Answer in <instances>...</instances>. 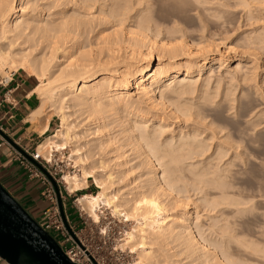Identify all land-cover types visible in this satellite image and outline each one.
Masks as SVG:
<instances>
[{
	"label": "bare ground",
	"instance_id": "bare-ground-1",
	"mask_svg": "<svg viewBox=\"0 0 264 264\" xmlns=\"http://www.w3.org/2000/svg\"><path fill=\"white\" fill-rule=\"evenodd\" d=\"M151 1L155 4L158 0H0V73L3 67L13 63L14 70L5 72L3 76L6 82L16 69L28 72L40 82L36 91L41 105L29 117V121L33 122L50 107H53L59 116L60 126L56 133L38 146L39 156L49 159L53 150H63L66 139L72 138L71 134L75 135L78 117L85 116L87 122L95 124L92 133L98 135L95 144L86 148L85 156L78 159L76 157L78 163H84L89 159L91 163L80 166L78 175L72 177L66 175L63 180L73 194L81 190L85 179L92 178L99 193L97 196L79 198L77 203L82 210L94 223L99 220L97 212L103 208L125 223L132 222L133 225L131 223L132 226L125 233L124 244L136 248L140 263L166 264V260L155 254L157 249L155 253L152 249H148L150 251L147 252L146 245L163 243L164 246L167 238L170 240V236L173 235L174 228L169 227V222H166L169 218L167 209L170 205L164 203L162 198L171 194L170 189L176 184L174 182L172 184L167 175L173 180L176 179L177 183L180 180L179 176H183L196 184L203 183L205 176L212 175L216 178L210 180V183L214 182L217 187L221 182L224 184L229 177L231 173L229 166L233 164V159L243 157L245 154L239 152L233 155L231 152L234 150L237 153L235 151L237 147L230 134L226 133L220 137L223 130L216 132L212 127L213 122L207 123L204 114L209 107L211 108L212 100L218 96L220 83L216 82L212 95L210 94L212 91L208 92L209 75L200 84L198 81L206 69L211 74L212 66L207 68V65L217 63L221 67L225 64L222 62V56L210 59L207 58L208 55L203 54L207 47L192 49L183 40L185 35L183 26L186 25L184 19L178 18V15L174 16L171 22H167L159 14L154 16ZM210 1L215 2V0L191 1L193 2L191 10L197 17L195 22L197 21L202 32L206 27L208 18L206 14L213 11L210 5H217V2L210 4ZM259 1L260 6L257 10L264 6V1ZM207 5L210 8H207ZM229 6L230 4L227 7L230 8ZM257 12L258 15L261 14V10ZM249 16L246 14L245 19L249 18L250 21L264 19L262 15L263 19L260 16L252 19L255 15L250 19ZM262 33L264 34L263 31ZM253 38H249V41L256 40L257 37ZM258 41L251 42H261ZM240 64L239 60L233 68L235 70L231 72L237 70L242 72L244 67L241 68ZM238 71L236 73L238 76H235L241 82L250 80L248 73L251 70H244L245 72H240V75ZM133 86L134 92L130 90ZM193 95H196V99L189 97ZM227 96L224 94L223 98L226 99ZM112 125L117 130L111 133L108 127ZM172 125L176 126L177 131L171 130ZM125 148L140 161L138 168L145 170L149 177L147 184L133 189L131 198H122L120 193L113 189L114 175L128 178L129 174L136 172L134 168L127 167L130 163L126 161L127 158L116 164L119 169H110L106 166L112 157L110 155H114L116 161L124 158ZM95 156L97 160H92ZM226 157L230 160L229 166L224 162L223 165L226 164L227 167L221 168L217 165L212 171L210 167L212 162H222ZM187 159L201 160L202 168L196 170V166H193L194 160L192 165H188L191 168L188 169L189 174L185 173L179 165ZM154 163L162 169L161 176H158ZM197 163L195 161V165ZM166 188L169 192L168 189L165 190ZM219 194L221 201L215 200L214 206L224 204L229 208L238 204L228 197L232 193L220 189ZM180 220L181 224L185 222V218ZM229 222L225 221V229L232 231L234 227ZM220 232L224 234L227 230L224 232L220 229ZM200 234L198 232L195 234L190 225H185L175 238H179V242L182 240L185 251L191 255L195 254L198 259H202V263L206 261L211 264H243L244 256L249 259L253 256L257 258L260 253L264 261V246L254 248L252 243L251 248L247 242H237L243 248L240 250L243 253L238 252L243 254L241 259L240 254L237 256V249L234 254L227 251L218 252L215 244L204 245ZM229 234L227 233L230 240L233 234L231 236ZM259 234L253 239L256 245L264 244L263 230ZM254 259L252 258V261ZM256 260L258 261V258ZM259 260L262 263V260Z\"/></svg>",
	"mask_w": 264,
	"mask_h": 264
},
{
	"label": "rangeland",
	"instance_id": "rangeland-1",
	"mask_svg": "<svg viewBox=\"0 0 264 264\" xmlns=\"http://www.w3.org/2000/svg\"><path fill=\"white\" fill-rule=\"evenodd\" d=\"M175 1L158 0L156 1L157 3L154 1L155 4H153V1H151L152 11H153L152 14L154 16L159 14V16L164 18L167 22L168 21L171 22L174 16L177 17L179 15L178 18H181L182 20L184 19V22H186V25L183 26L185 29V35L183 40L188 45H190L192 49L195 48L201 49L203 47H207L206 48L207 51H205V53L203 54L204 56L208 55L207 58L210 59L218 58L219 57L218 55L222 56L221 57L222 62L224 61L225 64L222 65L221 67L217 63H214L212 65H207V68L212 66L210 70L211 74H209V71H207L206 69L201 73V80L198 81V84H200V82H202V80H204L206 76L209 75L210 81H209L208 92L212 91L213 93L210 92V94L212 95L215 92L214 87L216 86V82L219 81L220 83V87H218V94H217L218 96L212 100L213 101L211 103L212 105L209 103V105H211V108L209 107L208 108L209 110H206L204 114H206L205 117L207 123L213 122L212 127L216 130V132L223 130L221 131L222 133L219 135L220 137H222L226 133L230 134L234 144L237 147V149L235 150L237 151V153L234 152V150L231 153L235 155L241 152L244 153L246 156L244 155L243 157L239 156L236 157V159L234 158L233 164L231 166H229V162H228L230 161L228 160L229 156L225 158L226 161L224 159H223L224 161L219 163L217 161L216 162L214 161L210 165L212 171L213 169L215 170V166L217 165H220L218 167L221 168L222 166L224 168L227 167L228 165L231 169V173L229 177L226 178L227 180L224 182V184H222L221 182L220 183L221 185L219 186L217 185V187H219L221 190L223 189L224 191H228L232 193V195L228 197L231 198V200L238 203L237 205H234L232 207L230 206L229 207L230 209L227 208L228 206L225 207L224 204H220L217 207L214 206L213 204L217 200L219 202L221 201V196L219 194L220 189L215 187L216 184L214 182L210 183V180L213 181L214 180L213 178L216 177H213L212 175H207V177L205 176L204 178L205 183L203 182L201 184H196L193 180L190 179L187 180L185 177L183 178V176H179L180 180L178 179L179 181L177 183L176 179L173 180L170 175H167L169 180H172L171 181L172 184L174 183L176 185L178 184L177 186L175 185V187L173 186L174 188L170 189V192L168 188L165 189V190L168 189L167 191L171 193L168 194V192L166 191V194H168V196L171 197L172 195L174 196L172 197V200H170L171 197L168 196H166L167 198L166 197L162 198V201L164 203H166L168 206L170 205L169 206L170 208L166 207L169 208L167 209L169 210L168 211L169 218L167 219L166 222L167 223L169 222L170 225L169 227L174 228L173 235L170 236V240L169 238H167V241H165L164 246H162L163 243L160 245H153V246L151 244H150L151 246L147 244L148 246L146 245V250L152 249V251L155 253L157 249L155 254L156 255L158 254L157 256H159L162 260H166L167 261L166 264H203V263L211 264L210 262L206 263V261L202 263V259H198L195 254L191 255L188 251L186 252L185 246L181 242L182 240L179 242L180 239L179 238L176 239L178 237L177 235L179 234V232L182 231L183 226L190 225V227L193 228L195 234L197 232L198 234L201 233L200 236L204 240V245L207 244L206 246H208V244H215L217 245L216 248L218 252L227 251L228 253L230 252L234 254L237 253L238 256L240 254V253L238 254V252H241L240 250H242L243 248L237 242H244V243L247 242L246 244L251 246V248H253V244H254V248H260V247L262 248L264 246V244L261 243L256 245L253 240L254 237L260 235L259 233H262V230L264 232V78H263L264 77V41H263L264 37L262 38V35L264 36V34L262 33V31L264 32L263 30L264 19L262 18L264 16V12L262 11L264 10L263 9L264 6L258 9L259 11L261 10L260 12L261 14L258 15L259 12L256 13V11H258L257 7L259 8L260 6V1L258 2V0L255 1L245 0L246 2L240 0V2L242 1L241 3L239 2V0H231V1L215 0V2H217L216 5L217 9L216 6L210 5L211 7L210 8L209 5H207V8L209 7L213 11H211L210 13L208 11V15L206 14V17L207 16L208 18L211 17V19L208 20V18H206V25H205L206 27L202 32L198 27L199 25L197 21L195 22V20H197V17H195L196 16L195 12L191 10L192 9L191 3H193L191 2L192 0H183L180 3L178 2L180 0H175ZM210 2H211L210 4H212L214 1L213 2L210 1ZM184 3L187 5L185 6ZM228 4H230L231 6V7L229 6L230 8L227 7ZM246 8L248 9V11ZM250 11H252L253 14H251L252 12ZM246 14L247 17L249 15H253V16L255 15L254 17L251 16L253 17L252 19H255L259 16L261 17L262 15L261 18L263 20L250 21L249 18L245 19ZM223 22H225V24L227 22L228 23L225 25ZM253 37L259 38L261 42H259L260 40L257 38L256 40L257 41L259 40L258 41L259 43L251 42V41H256ZM249 38L250 39L253 38L254 40L249 41ZM214 40L216 42H213ZM250 43L252 46L250 45ZM244 52H246L247 54ZM239 60L241 62L240 67L241 68L244 67L242 69V72L244 70L246 71L251 70L248 73L250 80L241 82L239 78L236 77L238 76V74H236L238 70L234 71V73L231 72V70H235L233 68L235 67V64H237ZM10 64L8 65L9 67L6 65L7 67L5 66V68L4 67L2 68L3 70L0 73V83L2 82L4 83L6 81V78L5 77H4L5 79L3 78L5 72L9 73L14 70L13 63L11 64L12 66ZM252 68H254L255 70ZM194 79H196V77H194ZM130 90L134 92V86L130 88ZM224 94L228 95L226 99L223 98ZM189 97H191L192 99H196L195 98L196 95ZM219 103L220 105H217ZM47 108H49V106ZM45 115L51 116V121L53 123L52 129L50 132L45 134L41 139H39V142L34 146L24 147L22 144H17L13 141H11L12 142L11 144L2 135L0 136L1 138L0 143L2 142L8 145L9 148L12 150V152L18 153L19 152L18 149H21L22 151L26 152L25 153L26 155L29 154L38 155L37 153L38 146L41 143L45 142L47 138H49L54 133H56V130L60 126L59 116H57L58 114L54 111L53 107L46 109ZM84 118L85 116H80L77 118L76 121L78 125L77 128L74 129L75 135L71 134L72 138L70 137L66 139L67 142L65 141V145H64L65 148L60 151L53 150V152L50 153L49 159L44 158L41 154H40L41 156L38 155V157H40L39 164L42 168H44V170L43 169L42 170L44 172L46 171V173H48L56 182L58 191L60 192L63 198L62 203L64 205L66 214L70 217V220L73 219L72 223L75 226L74 230L77 233V238L80 239V241H82L84 245H86L89 248V251L93 253V255L95 256L94 258L96 260H98L103 264H146V262L145 263L139 262L136 253L137 251L135 250L136 248L133 249L130 247V245L124 244L125 243L124 236L126 235L125 233H127L130 227L133 225L132 222L125 223L123 222V220H121V218L113 217L107 209L103 208L100 211L97 210L98 211L97 215L99 217V220L97 223H94L93 220L90 218V216L86 214V212L83 211L82 208L77 203V200L83 196H97L99 192L93 183V179L92 178L85 179V181L83 182L84 183L83 186L80 188L81 190L73 194L70 193L68 189V185L63 180L64 176L66 175H69L71 177L75 174L78 175V171L81 168L80 166L91 163L90 159L84 161V163H78V161H76L78 157L85 156L87 150L86 148L90 147V145H93V143L95 144L96 139L98 138L97 134H96L97 136L92 134L93 131L95 130L94 128L95 124H91L90 122H87V119L85 120ZM170 128L171 130L175 129V131H177L176 126L174 125L170 126ZM108 130L109 132L112 133L116 131L117 128H115V126L112 125L108 127ZM245 149L246 151H244ZM128 150L125 148L126 153L124 158L117 159L118 161H116L114 155H110L112 157L109 158L110 160L106 163V166L108 168L117 169L118 167L116 164L122 162L123 159L125 161V159L127 158L126 161L130 162L128 163L127 167L129 168L132 167L134 168V170H136V172L134 171L135 173L134 172L131 173L132 175L129 174L128 178L120 175H117V177L116 175H114V177L112 178L113 181L115 182V183L113 182L114 185L113 189L116 192L118 191V194L120 193L119 195L122 198L124 197L131 198L133 189L137 188L138 186L140 187L147 184L149 180V177H147L148 175H146L145 170L138 168L140 161L135 159V157ZM233 155L231 154V156ZM92 160H97V156H95ZM194 160L196 161V163L197 161H199L200 163H197L195 165ZM194 160L190 161L187 159L183 161V163L181 162L179 167L182 166L181 169H184L185 173L189 174L188 169H191L189 166L192 165V162L194 161L193 166H196L197 168L196 170H200V168H202L203 163L199 159H194ZM189 161L191 162V164ZM224 162H226L227 165L224 164L225 165L224 166L223 165ZM12 163H13L12 165L16 169L15 171L17 172V175L23 174V170H21L18 167V165L13 161ZM113 166H115V168ZM155 166L157 167L158 176H161L160 174H162L161 171L162 169L161 168L159 169L157 163ZM210 171L211 170H209V172ZM137 175L139 176L137 177ZM190 176L191 175H189V177ZM24 178L25 180H28L26 179L25 176ZM25 180H23L24 183L26 182ZM201 186L203 188H201ZM197 187L199 188V190ZM127 191H129L131 194L129 195V192ZM169 201L170 202L172 201L171 204H169L170 203ZM209 203H211V205ZM179 218L180 219L185 218V222L181 224V220ZM35 220L38 224H41L42 222L40 217H37ZM225 221L226 223L230 221L229 223L233 224L234 230L231 231V229H229L228 231V228L225 229L226 227ZM220 229L221 231L223 230L224 232L227 230L228 234L231 233L229 234L230 236L233 234L231 236L232 238L229 240L227 233L225 232L224 234H221ZM250 240L253 241L250 242ZM155 246H157V248H155ZM209 248L212 249V247ZM235 249H237L238 251H236ZM158 250H160V252H158ZM149 251L150 250H148L147 252ZM239 256H241V259L243 258L242 257L243 254H240ZM261 256H262L261 253L259 254V256H257L258 261L256 260L257 259L256 256L250 257L251 260L249 258H246V256H244L245 259L243 258L242 260H245L247 264L251 262L252 264L253 263L264 264V261L262 260ZM252 258L253 259L256 258V259L252 261ZM259 259L262 260V263H260L261 261ZM255 260L258 263L255 262Z\"/></svg>",
	"mask_w": 264,
	"mask_h": 264
},
{
	"label": "crops",
	"instance_id": "crops-1",
	"mask_svg": "<svg viewBox=\"0 0 264 264\" xmlns=\"http://www.w3.org/2000/svg\"><path fill=\"white\" fill-rule=\"evenodd\" d=\"M39 86L40 82L23 70H16L7 82L0 83V136L24 147H32L51 131V116H46L45 112L33 122L29 121V117L41 105L36 91ZM11 153L9 146L3 143L0 147V183L34 220L41 218L48 205L41 199L42 188L36 181L25 180L23 174L17 175ZM0 264L8 263L0 258Z\"/></svg>",
	"mask_w": 264,
	"mask_h": 264
},
{
	"label": "water",
	"instance_id": "water-1",
	"mask_svg": "<svg viewBox=\"0 0 264 264\" xmlns=\"http://www.w3.org/2000/svg\"><path fill=\"white\" fill-rule=\"evenodd\" d=\"M3 137L11 142L7 137ZM18 151L23 153L21 149ZM49 179L57 194L63 223L68 228L58 188L50 176ZM0 258L8 264H75L64 255L56 241L42 230L1 183Z\"/></svg>",
	"mask_w": 264,
	"mask_h": 264
},
{
	"label": "built area",
	"instance_id": "built-area-1",
	"mask_svg": "<svg viewBox=\"0 0 264 264\" xmlns=\"http://www.w3.org/2000/svg\"><path fill=\"white\" fill-rule=\"evenodd\" d=\"M2 145L3 143L1 142L0 147ZM25 153L26 152L24 151L23 153L12 152V161L16 163L21 170H23V174L26 179L36 181L42 188L40 193L41 199L47 202L48 205L42 212V222L39 226L56 241L64 255L72 263L103 264L96 260L93 253L89 251V248L77 238V233L74 230L75 226L66 214L62 203L63 198L58 191L62 203L63 213L68 225V228L65 227L58 207V199L55 188L49 179L50 175L46 173V171L44 172V168H42L39 164L40 157L36 154L26 155Z\"/></svg>",
	"mask_w": 264,
	"mask_h": 264
},
{
	"label": "trees",
	"instance_id": "trees-1",
	"mask_svg": "<svg viewBox=\"0 0 264 264\" xmlns=\"http://www.w3.org/2000/svg\"><path fill=\"white\" fill-rule=\"evenodd\" d=\"M3 185V184H2ZM4 187V186H3ZM5 188V187H4ZM6 189V188H5Z\"/></svg>",
	"mask_w": 264,
	"mask_h": 264
}]
</instances>
